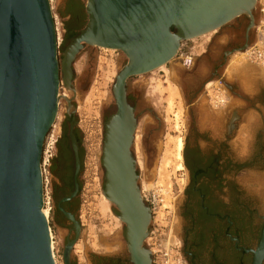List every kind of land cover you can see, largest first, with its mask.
<instances>
[{"label": "water", "instance_id": "obj_1", "mask_svg": "<svg viewBox=\"0 0 264 264\" xmlns=\"http://www.w3.org/2000/svg\"><path fill=\"white\" fill-rule=\"evenodd\" d=\"M256 0H85L84 27L58 57V34L49 0H0V264H55L50 226L45 217L43 143L57 118L59 100L73 114L72 98L60 95V85L74 97L72 65L85 47L112 49L125 62L112 86L115 110L104 122L101 148L103 194L124 226L130 264H151L144 242L151 224L138 184L131 148L137 117L127 100L128 79L169 63L183 42L219 30L231 21H248L246 41L254 27ZM248 42L238 49L244 50ZM72 120L68 138L73 155V189L60 203L77 197L81 163ZM64 245L63 264L80 236ZM252 264L264 259V222Z\"/></svg>", "mask_w": 264, "mask_h": 264}, {"label": "rangeland", "instance_id": "obj_2", "mask_svg": "<svg viewBox=\"0 0 264 264\" xmlns=\"http://www.w3.org/2000/svg\"><path fill=\"white\" fill-rule=\"evenodd\" d=\"M84 4L85 0H50L58 30L59 59L68 43L64 42L65 34L79 30L87 20ZM253 16L255 26L249 31L251 34L249 46L255 40L257 0ZM237 21L239 28L242 26L245 31L247 19L244 17L235 19L208 35L183 42L177 55L161 69L132 77L127 81V93L132 92V104L138 114L132 154L136 161L143 164L141 169L137 165L138 184L144 202L151 209L150 212L152 211L145 246L149 250L150 248L160 250L157 252L158 255L163 254L166 247H176L186 264L188 259L183 251V228L179 213L189 178L183 160V169H177L175 139L180 136L183 143L186 142L196 113L199 115L208 112L214 116L212 113L216 112L214 106L218 108L221 105L242 106L243 99L253 97L257 85L264 86L262 71L264 69L248 62L246 58L248 63L245 61L244 65L248 74L231 70L235 63L232 61L237 59L234 54L238 50L229 52L233 35L230 27L237 26ZM224 52L227 54L223 65L217 71H213L220 63ZM185 53L192 58L190 66H184L182 63L181 54ZM124 62L125 57L118 51L107 53L100 48L85 47L72 65L74 71L72 85L76 91L74 97L60 85V95L66 94V98H72L73 118H66L67 102L61 98L54 128L52 127L56 135L53 138L55 137L57 142L53 153L50 154L52 159L50 158V162L43 168L44 194L47 195L49 202L46 206L49 208L48 221L55 243L56 264H63L62 251L64 239L67 237V232L57 225L55 204L67 191L66 183L70 177L71 166L67 152L65 154L64 151L67 142L63 129L65 126L67 137L72 120L79 140L82 165L78 176L80 191L73 206L75 219L80 224V236L72 249L71 259L74 264H91L95 259L117 255L128 259L124 226L115 217L111 206L103 208L104 171L101 166L103 125L106 118L115 110L112 86ZM214 72L216 75H212ZM201 83H206L205 89L199 88ZM209 83L212 84L206 87ZM168 84L176 87L179 94L174 100L171 112L167 111L165 103L167 94L163 92ZM227 85L233 88V93ZM236 93L239 94V98L234 97L233 94ZM224 99L225 103L221 104ZM178 105L181 109L179 119L176 120ZM137 147L138 151L135 150ZM51 170H54V173Z\"/></svg>", "mask_w": 264, "mask_h": 264}, {"label": "flooded vegetation", "instance_id": "obj_3", "mask_svg": "<svg viewBox=\"0 0 264 264\" xmlns=\"http://www.w3.org/2000/svg\"><path fill=\"white\" fill-rule=\"evenodd\" d=\"M236 23L238 27H230L233 35L229 52L242 48L251 37L248 34L246 41L245 31L242 26L239 28V21ZM226 54L223 53L213 71L223 65ZM205 85L201 83L199 88L205 89ZM227 87L233 93V88ZM233 95L239 98L238 93ZM127 100L138 118L132 92L127 93ZM224 103L225 99L221 101ZM243 103L239 107L214 106V116L196 113L184 143L183 162L189 181L179 214L188 264L253 263V254L248 250L260 241L264 222V86L257 85L253 97L243 99ZM66 118L72 119L73 114ZM204 119L210 125L202 126ZM61 200L55 204V212L58 227L67 232L65 245L74 239L75 233L59 208L75 218L76 198L60 203ZM91 264L130 263L117 255L95 259Z\"/></svg>", "mask_w": 264, "mask_h": 264}, {"label": "bare ground", "instance_id": "obj_4", "mask_svg": "<svg viewBox=\"0 0 264 264\" xmlns=\"http://www.w3.org/2000/svg\"><path fill=\"white\" fill-rule=\"evenodd\" d=\"M49 2H50V0H49ZM255 8H256V3H255ZM256 22V21H255ZM255 26V25H254ZM254 28V27H253ZM56 31H57V29H56ZM214 31H216V30H214ZM214 31H212V32H214ZM212 32H210V33H212ZM210 33H207V34H205V35H208V34H210ZM202 36H204V35H202ZM202 36H200V37H202ZM199 38V37H198ZM195 39H197V38H195ZM193 40V39H192ZM190 41V40H189ZM249 47V46H248ZM247 47V48H248ZM247 48H245L244 50H241V51H239V52H241V53H239V52H236L234 55H236V57H237V59L235 60H233L232 62H235V63H233V65H234V68H231V70L233 69V70H235V71H241V73H244V74H248V70H247V68L245 67V57H246V52L247 51H245ZM100 49H103V51H105V52H107V53H109V52H114L115 50H112V49H106V48H100ZM245 51V52H244ZM232 62H231V64H232ZM246 63H248L247 61H246ZM247 65V64H246ZM163 66H165V65H162L161 67H163ZM232 66V65H231ZM161 67H159V68H157L156 70H154V71H157L158 69H161ZM250 67V66H249ZM260 69H262V68H260ZM264 69V68H263ZM154 71H152V73L154 72ZM237 71V72H238ZM262 71H264V70H262ZM151 73V72H150ZM116 77V76H115ZM210 84H212V83H209V84H207V86L206 87H208V85H210ZM216 85V84H215ZM163 92L164 93H166L167 94V97H166V100H165V103H166V105H167V111L168 112H171L172 111V109H173V106H174V100L175 99H177L178 97H179V94H178V91H177V89H176V87H174L173 85H167L166 86V88H164V90H163ZM66 94H64V96H65ZM66 97V96H65ZM68 108V107H67ZM180 109L181 108H179V105H178V111L176 112V114H175V118H176V120L177 119H179V115H180ZM52 127L54 128V123H53V125H52ZM51 127V129H53ZM137 128V127H136ZM178 128V127H177ZM52 131V130H51ZM50 137V138H49ZM48 138H46L45 137V139H44V143H43V146H45V148H44V157H43V160H42V162H41V172H42V176H43V171H44V169L43 168H45V166L49 163V160H50V158H51V153H52V151H53V148H51V146L53 145L54 146V140H55V137L54 138H52L51 136H49ZM138 137V136H137ZM134 140H136V135H135V133H134ZM135 142V141H134ZM183 146H184V143H183V138L182 137H180V136H178L176 139H175V143H174V151H175V159L178 161V163H177V169L178 170H182L183 169V164H182V160H183V157H182V151H183ZM136 151H138V147L135 149ZM131 151H132V148H131ZM51 152V153H50ZM134 159H135V157H134ZM135 162H136V167H137V165L139 166V168L141 169V168H143V164H142V162H139V161H136L135 160ZM144 170V169H143ZM44 178V177H43ZM45 182V181H44ZM140 193H141V190H140ZM102 198H103V200H104V202H103V208H109L110 206L113 208V205L106 199V197L104 196V194H103V191H102ZM142 196V195H141ZM144 201V200H143ZM45 203H46V200H45ZM145 203V202H144ZM145 205L147 206V204L145 203ZM149 208V207H148ZM43 212H44V215H45V217L47 218V219H49V208L47 207V206H44V208H43ZM150 214H151V212H150ZM116 217V216H115ZM118 220H119V218L118 217H116ZM119 222H121L120 220H119ZM123 225V224H122ZM149 234V233H148ZM148 237V236H147ZM50 239H51V251H52V256H53V260H54V263L56 264V259H55V254H54V243H53V237H52V233H51V230H50ZM147 239V238H146ZM78 241V240H77ZM76 241V242H77ZM146 241V240H145ZM76 242H75V244H76ZM74 244V245H75ZM144 244H145V242H144ZM73 248H74V246H73ZM72 248V249H73ZM108 249V248H107ZM110 249V248H109ZM148 249V248H147ZM73 251V250H72ZM148 251H149V253H150V256H151V252H150V250L148 249ZM71 255H72V252H71ZM63 261V260H62Z\"/></svg>", "mask_w": 264, "mask_h": 264}, {"label": "built area", "instance_id": "obj_5", "mask_svg": "<svg viewBox=\"0 0 264 264\" xmlns=\"http://www.w3.org/2000/svg\"><path fill=\"white\" fill-rule=\"evenodd\" d=\"M257 14H258V20H257L256 28H255V37H254L255 40H254L253 44L247 48L245 58L248 62L264 68V0H259V1L257 0ZM57 32H58V30H57ZM181 56H182L183 65L184 66H190V64L192 63L191 56H188L187 53L181 54ZM51 130L52 129L49 130V132L46 136H51L52 138H53V136L56 137L55 133H53V130H52V132H51ZM56 142H57V139L54 140L53 144L55 145ZM45 146H43L41 162H42L43 157H44ZM53 147L54 146L52 145L51 148H53ZM52 153H53V151H52ZM51 159H52V155H51ZM45 200H46V203H45ZM48 204H49L48 197L46 194H44V206H46ZM151 213H152V211H151ZM150 250L151 251L153 250L151 252V260H152L151 264H186V262L183 260L181 254L179 252V249L176 247L170 246V247L164 248V253L161 255L157 254V252H160V250H156L155 248H153V249L150 248ZM55 253L57 255L56 250H55Z\"/></svg>", "mask_w": 264, "mask_h": 264}, {"label": "trees", "instance_id": "obj_6", "mask_svg": "<svg viewBox=\"0 0 264 264\" xmlns=\"http://www.w3.org/2000/svg\"><path fill=\"white\" fill-rule=\"evenodd\" d=\"M85 24H86V21H85V23L82 25V27H81L79 30H77V31L67 32V33L65 34V36H64V42H68L72 37H74V36H75V35H76V34H77V33H78V32L84 27ZM65 128H66V127L64 126L63 133H64V135H65V138H66V142H67V144H66V147H65L64 151H65V154H66V152H67V156H68V158H69L68 162H69L71 168H70V177H69L68 182L66 183V184H67V185H66V187H67V191H66L65 193H63V194L59 197V199H58L57 202H59V201H60L61 199H63V198L69 197V195H70V193L72 192V189H73V180H72V178H73V156H72V151H71V149H70V145H69L68 138L66 137V129H65ZM76 135H77V134H76V132H75L76 141H77V143H78V145H79V140H78V138H77ZM79 159H80V163H81V165H82V157H81L80 152H79ZM51 172L54 173V170H51ZM79 191H80V185H79Z\"/></svg>", "mask_w": 264, "mask_h": 264}, {"label": "crops", "instance_id": "obj_7", "mask_svg": "<svg viewBox=\"0 0 264 264\" xmlns=\"http://www.w3.org/2000/svg\"><path fill=\"white\" fill-rule=\"evenodd\" d=\"M181 46H182V44H181ZM206 125H210V121H207V119H204L203 121H202V126H206ZM201 128V130H204V128L203 127H200ZM207 128V127H206ZM207 130V129H206ZM239 183H243V179L242 178H240V181H239ZM263 204H264V200H263ZM262 210H263V214H264V205L262 206Z\"/></svg>", "mask_w": 264, "mask_h": 264}]
</instances>
